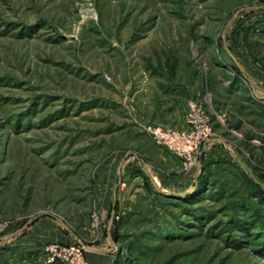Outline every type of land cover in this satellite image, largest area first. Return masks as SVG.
Listing matches in <instances>:
<instances>
[{
    "label": "rangeland",
    "instance_id": "obj_1",
    "mask_svg": "<svg viewBox=\"0 0 264 264\" xmlns=\"http://www.w3.org/2000/svg\"><path fill=\"white\" fill-rule=\"evenodd\" d=\"M176 99L212 129L189 168L143 129L189 128L160 123ZM66 245L264 264V0H0V264Z\"/></svg>",
    "mask_w": 264,
    "mask_h": 264
},
{
    "label": "built area",
    "instance_id": "obj_2",
    "mask_svg": "<svg viewBox=\"0 0 264 264\" xmlns=\"http://www.w3.org/2000/svg\"><path fill=\"white\" fill-rule=\"evenodd\" d=\"M187 108L189 111L185 120V124L189 126L187 129L179 131L157 124L143 125V129L155 144L166 147L171 153L182 158L186 168H189L192 164H196L198 147L209 139L212 129L209 116L200 104L189 102ZM66 253L71 256L68 257ZM53 255L64 263L70 258L68 264H85L80 247L74 245H66Z\"/></svg>",
    "mask_w": 264,
    "mask_h": 264
},
{
    "label": "crops",
    "instance_id": "obj_3",
    "mask_svg": "<svg viewBox=\"0 0 264 264\" xmlns=\"http://www.w3.org/2000/svg\"><path fill=\"white\" fill-rule=\"evenodd\" d=\"M175 80H176V78H175ZM160 87H163V88L168 87L166 89H168L169 91H172V90L176 89L177 85L162 83L160 81ZM178 90H176V92ZM169 91H168V93L170 94ZM178 93H179V91H178ZM174 101H175V103H172V104L169 103V105H164V106L160 107V110H158V111H160V123H164L165 125L166 124L168 125V123H170V121L172 119L171 125L178 124L180 126H183L185 124L184 123V117L179 112L181 110V107L183 106L182 102L180 101V99H176ZM173 122H174V124H173ZM112 190H113L112 193H113V197H114V192L116 193V190L115 189H112Z\"/></svg>",
    "mask_w": 264,
    "mask_h": 264
},
{
    "label": "trees",
    "instance_id": "obj_4",
    "mask_svg": "<svg viewBox=\"0 0 264 264\" xmlns=\"http://www.w3.org/2000/svg\"><path fill=\"white\" fill-rule=\"evenodd\" d=\"M218 60H221V61H223V62H227V60L224 58V57H220V59H218ZM223 64H225V63H223ZM223 64H221V65H223ZM228 64V63H227ZM226 65V64H225ZM232 71H234V72H236V73H239L240 74V72H239V70H238V67L236 66V65H234V64H228L227 65ZM197 178V180H200V177H196ZM188 197V196H187ZM116 208V205L113 207V209H115ZM117 233H116V230H114L113 228H111L110 229V232H109V236L110 237H112L113 239L115 238V235H116ZM115 263H116V261H115Z\"/></svg>",
    "mask_w": 264,
    "mask_h": 264
},
{
    "label": "water",
    "instance_id": "obj_5",
    "mask_svg": "<svg viewBox=\"0 0 264 264\" xmlns=\"http://www.w3.org/2000/svg\"><path fill=\"white\" fill-rule=\"evenodd\" d=\"M238 67L241 69L240 65L237 63ZM242 70V69H241ZM114 197H115V192H114Z\"/></svg>",
    "mask_w": 264,
    "mask_h": 264
}]
</instances>
